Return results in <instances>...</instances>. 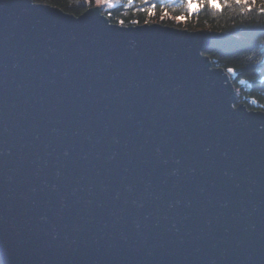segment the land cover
Masks as SVG:
<instances>
[{
	"label": "water",
	"instance_id": "obj_1",
	"mask_svg": "<svg viewBox=\"0 0 264 264\" xmlns=\"http://www.w3.org/2000/svg\"><path fill=\"white\" fill-rule=\"evenodd\" d=\"M260 31L0 0V264H264V113L204 54Z\"/></svg>",
	"mask_w": 264,
	"mask_h": 264
},
{
	"label": "trees",
	"instance_id": "obj_2",
	"mask_svg": "<svg viewBox=\"0 0 264 264\" xmlns=\"http://www.w3.org/2000/svg\"><path fill=\"white\" fill-rule=\"evenodd\" d=\"M34 4L47 5L63 13L80 16L89 8L98 7L113 24L136 26L161 24L186 31H202L236 35L248 29H263L230 49H208L204 54L213 67L222 68L230 77L236 104L249 110L264 113V0H248L250 7L238 5L235 0H218L219 7H211L210 0L193 4L191 14L186 7L188 0H31ZM199 3V0H197ZM155 6V7H153ZM183 17V19H177ZM234 70L230 74L228 69Z\"/></svg>",
	"mask_w": 264,
	"mask_h": 264
},
{
	"label": "snow or ice",
	"instance_id": "obj_3",
	"mask_svg": "<svg viewBox=\"0 0 264 264\" xmlns=\"http://www.w3.org/2000/svg\"><path fill=\"white\" fill-rule=\"evenodd\" d=\"M99 2L100 3H110L111 0H99ZM131 2L132 0H129V3ZM194 3H196L197 7H199L200 4L203 3V0H199V3H197V0H188L186 7L188 8L190 14H191V10L193 9ZM235 3L238 5H243L244 7H250V5L248 4V0H235ZM253 3H255V0H253ZM210 6L215 8V7H219L220 5L218 3V0H210ZM261 11L264 12V8H262ZM177 19H183V17H177ZM228 72L233 75L235 74L234 70L231 68L228 69Z\"/></svg>",
	"mask_w": 264,
	"mask_h": 264
},
{
	"label": "rangeland",
	"instance_id": "obj_4",
	"mask_svg": "<svg viewBox=\"0 0 264 264\" xmlns=\"http://www.w3.org/2000/svg\"><path fill=\"white\" fill-rule=\"evenodd\" d=\"M183 30V29H182Z\"/></svg>",
	"mask_w": 264,
	"mask_h": 264
}]
</instances>
